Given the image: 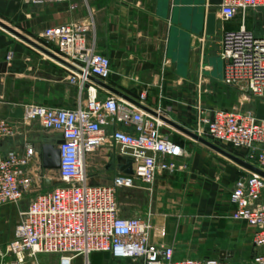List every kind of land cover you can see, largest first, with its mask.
<instances>
[{
	"label": "built area",
	"instance_id": "built-area-1",
	"mask_svg": "<svg viewBox=\"0 0 264 264\" xmlns=\"http://www.w3.org/2000/svg\"><path fill=\"white\" fill-rule=\"evenodd\" d=\"M64 1L26 0L32 4ZM259 8H264V0H222L210 8L221 23L241 19L238 28L223 32L219 58L222 83L237 87L242 99L229 110L207 111L197 105L194 134L241 151L245 161L264 170V120L242 107L264 103V34L256 36L245 25L246 12ZM90 29L91 22L80 21L47 28L41 34L60 56L83 65L79 73L67 77L78 93L74 107L26 103L16 119L0 117V206L18 207L29 196L26 208L18 211L3 255L13 258L10 264H39L38 254L57 255L54 264H72L77 257L82 264H91L94 253H108L132 264H227L229 256L174 260L169 246L150 240V211L122 215L116 200L119 189L144 187L151 192L157 176L186 169L185 163L177 161L186 158L187 152L163 132L167 124L157 116L113 96L97 97L88 85L89 77L106 80L110 61L87 44ZM34 122L62 140L56 145L60 158L56 177L42 167L40 151L33 144L24 141L18 150L2 146L19 135L21 127ZM104 146L117 148L128 159L132 173H118L108 185L92 184L86 157ZM45 179L51 181L50 187L44 186ZM230 200L234 205L230 219L251 229L256 249L243 264H264V178L247 171L235 182Z\"/></svg>",
	"mask_w": 264,
	"mask_h": 264
},
{
	"label": "crops",
	"instance_id": "crops-1",
	"mask_svg": "<svg viewBox=\"0 0 264 264\" xmlns=\"http://www.w3.org/2000/svg\"><path fill=\"white\" fill-rule=\"evenodd\" d=\"M203 1L66 0L32 4L26 0H0V117L16 119L21 105L26 103L70 108L76 105L78 93L67 77L79 73L83 65L60 56L45 44L41 34L47 28L86 21L91 22L87 44L110 61L106 80L93 77L95 81H88L97 97L113 96L136 106L132 103L135 101L143 107L136 106L140 110L158 112L194 133L197 105L207 111L229 110L242 99L237 87L222 83L223 62L219 58L223 32L238 28L241 19L237 16L227 23L216 20L213 36L198 33L199 14L210 11L207 5L202 6ZM248 18L247 11L245 25L250 29ZM9 53L11 58L7 59ZM199 62L201 73L218 82L212 105L196 102ZM245 107L254 111L253 104ZM110 130L106 127V131ZM163 132L187 152L186 158L177 161L185 163L186 169L155 179L156 188L175 182L182 201L177 207L156 202L147 210L151 242L169 246L174 260L213 257L221 250L232 257L237 243L242 247L244 228H249L230 219L234 210L230 193L247 171L185 134L176 133L175 137V132L167 128ZM48 133L43 143H53L58 137L57 133ZM21 145L16 136L2 143L4 149L18 150ZM86 162L92 184L108 185L111 180L101 183L99 177L112 179L128 167V159L109 146L88 154ZM11 206H0V218L8 221L7 234L0 242L8 243L13 236ZM222 234L227 235L230 246L211 243L212 236ZM3 253L4 250L2 262L10 264L13 258Z\"/></svg>",
	"mask_w": 264,
	"mask_h": 264
},
{
	"label": "rangeland",
	"instance_id": "rangeland-1",
	"mask_svg": "<svg viewBox=\"0 0 264 264\" xmlns=\"http://www.w3.org/2000/svg\"><path fill=\"white\" fill-rule=\"evenodd\" d=\"M250 13V18L249 20V28L252 29L254 34L256 36H263L264 34V8H259L255 10H249ZM230 28H234L232 25H227ZM228 27V28H229ZM200 62H199V68L196 73V102L197 104L201 103H207L209 105L214 104L212 95L216 93L215 89L218 82H214V80L210 79L206 75L202 74L200 71ZM234 89L236 87L232 86ZM237 93V92H236ZM238 95L240 94L239 91L237 93ZM17 103L16 107H19ZM253 104V107H255L256 102H252L246 105H243V109H248L245 106H249ZM16 105V104H15ZM20 108V107H19ZM18 115H16V118ZM172 130H170V129ZM167 129L168 131H172L173 133L175 132V137H178V134L180 133L183 134L182 132L174 129L170 125L167 124ZM179 134V135H180ZM49 133L45 130H43L39 125L33 124L31 126H26V127H21L20 129V134L17 135V140L22 144L23 141L25 140L29 144H33L35 147H39L41 144L40 142H45L48 139ZM214 144L224 148L225 150L229 151L230 153L234 154L235 156L240 157L241 159L244 160L245 155L241 151H238L237 149H234L228 145H222L220 143H215ZM50 174L53 177H56V172L55 170H52ZM99 180L101 183H109L110 182V177L109 176H101L99 177ZM144 188V187H143ZM29 196H26L23 201H21L18 205L19 210H23L26 208L27 203H28ZM116 200L117 203L121 209L122 215L125 216H130V215H135V214H143L147 210L151 208V205L154 206V203H162L163 201L165 203H168L169 205L172 206H178L181 201H182V193L178 189V185L170 181L169 184L165 185L163 188H156V184H154L152 188V192L147 191L146 189H119L116 193ZM3 206H11L9 204H5ZM10 212L12 213L11 219L13 221V227L16 225L18 221V211L16 206H11L10 207ZM151 210V209H150ZM17 215V216H16ZM17 217V218H15ZM7 225L8 221L3 220L0 218V238H3L7 234ZM244 232H246V235L243 238L242 241V247L239 248V243L236 245V249L233 252V256L230 257L227 261V264H243L247 261H250L252 258V255L256 251L254 250L252 246V239H251V230L244 228ZM212 238V239H211ZM211 243L214 244L216 242H219L218 244L223 245V246H230V240L228 239L227 235H215L212 236ZM217 239V240H214ZM7 242H0V264H4L2 261L1 254L6 246ZM216 251L212 256L213 257H219L220 254L222 253L223 256H227L225 251ZM197 257H194L193 259H196ZM58 256L53 255V254H38L37 255V261L39 264H54L57 262ZM89 261L91 264H132L130 260L127 259H114L110 256L108 253H94L90 255ZM72 264H82V258H75Z\"/></svg>",
	"mask_w": 264,
	"mask_h": 264
},
{
	"label": "water",
	"instance_id": "water-1",
	"mask_svg": "<svg viewBox=\"0 0 264 264\" xmlns=\"http://www.w3.org/2000/svg\"><path fill=\"white\" fill-rule=\"evenodd\" d=\"M221 1L222 0H204L202 3V6H204V4H205L209 8L212 9L213 7L219 5L221 3ZM215 25H216L215 13L213 11H208L206 13L202 12L198 16V25H197L198 27H197L196 31L198 33L203 32L204 35H206V36H213L215 34ZM89 80L95 81V79L91 76L89 77ZM98 83L100 85H102L103 87L111 90L105 84H103L101 82H98ZM113 92H115V91H113ZM116 94L123 97V95H121L119 93H116ZM132 103L135 104L136 106L140 107V108H143L140 104H138L135 101H132ZM144 110H146V109H144ZM148 112H150V114L153 116H157L163 122L170 125L174 129L182 132L183 134L187 135L188 137L192 138L193 140L199 142L200 144H202V145L208 147L209 149H211V150L221 154L222 156L226 157L227 159L234 162L238 166L242 167L246 171L264 178V170H262V169L256 167L255 165H253V164L229 153L228 151H226L223 148H221L220 146L208 141L207 139L197 136L193 132H191V131L183 128L182 126L166 119L165 117L158 115L155 112H151V111H148ZM254 112H255V116L257 119L264 120V103H262V102L256 103V105L254 107ZM61 143H62L61 139H56L53 143H41L39 145L38 149H39L40 154H41V163H42V167L44 169H46V170H57L59 168V166H60L59 150L57 149L56 145L61 144ZM124 173H126V174L132 173L131 166L129 164H128V167L125 169ZM43 183H44L45 187H50V185H51V181L49 179H45ZM219 257L221 259L224 258L222 253L220 254Z\"/></svg>",
	"mask_w": 264,
	"mask_h": 264
}]
</instances>
